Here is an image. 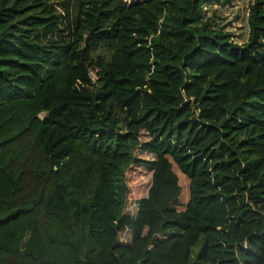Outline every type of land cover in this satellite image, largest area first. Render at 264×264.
Listing matches in <instances>:
<instances>
[{
  "label": "trees",
  "instance_id": "1",
  "mask_svg": "<svg viewBox=\"0 0 264 264\" xmlns=\"http://www.w3.org/2000/svg\"><path fill=\"white\" fill-rule=\"evenodd\" d=\"M230 2L0 0V264H264V0L241 43Z\"/></svg>",
  "mask_w": 264,
  "mask_h": 264
},
{
  "label": "rangeland",
  "instance_id": "2",
  "mask_svg": "<svg viewBox=\"0 0 264 264\" xmlns=\"http://www.w3.org/2000/svg\"><path fill=\"white\" fill-rule=\"evenodd\" d=\"M127 2L131 0H126ZM252 0H231L229 4L214 5L207 10V14L214 18L218 24L226 25L227 30H231L233 38L239 43L244 42L247 38V25L246 19L248 14V6ZM212 12H215V16H212ZM92 78L95 79L94 71L91 72ZM137 154L145 157L146 154ZM135 210V201L126 203L124 211L132 214ZM130 232L126 231L120 234V242L125 243L129 240Z\"/></svg>",
  "mask_w": 264,
  "mask_h": 264
},
{
  "label": "water",
  "instance_id": "3",
  "mask_svg": "<svg viewBox=\"0 0 264 264\" xmlns=\"http://www.w3.org/2000/svg\"><path fill=\"white\" fill-rule=\"evenodd\" d=\"M39 117L42 118V117H43V113H40V114H39Z\"/></svg>",
  "mask_w": 264,
  "mask_h": 264
}]
</instances>
